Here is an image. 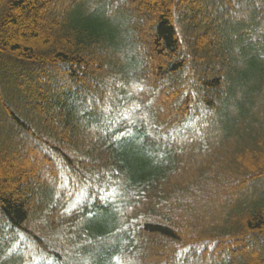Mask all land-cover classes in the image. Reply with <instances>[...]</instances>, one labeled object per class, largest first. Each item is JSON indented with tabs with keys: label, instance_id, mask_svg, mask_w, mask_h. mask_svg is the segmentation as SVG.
I'll return each mask as SVG.
<instances>
[{
	"label": "trees",
	"instance_id": "obj_1",
	"mask_svg": "<svg viewBox=\"0 0 264 264\" xmlns=\"http://www.w3.org/2000/svg\"><path fill=\"white\" fill-rule=\"evenodd\" d=\"M263 183L264 0H0V264H264Z\"/></svg>",
	"mask_w": 264,
	"mask_h": 264
},
{
	"label": "rangeland",
	"instance_id": "obj_2",
	"mask_svg": "<svg viewBox=\"0 0 264 264\" xmlns=\"http://www.w3.org/2000/svg\"><path fill=\"white\" fill-rule=\"evenodd\" d=\"M52 15H48V17L47 18H49V17H51ZM35 17H33V16H30V17H28L27 18V20H29V21H31L32 22V20L34 19ZM31 22H30V24H31ZM30 28H31V26H29ZM16 34H17V32L16 31H14Z\"/></svg>",
	"mask_w": 264,
	"mask_h": 264
}]
</instances>
